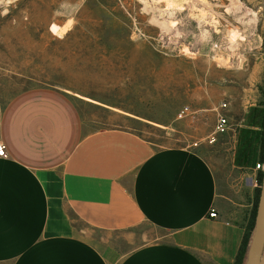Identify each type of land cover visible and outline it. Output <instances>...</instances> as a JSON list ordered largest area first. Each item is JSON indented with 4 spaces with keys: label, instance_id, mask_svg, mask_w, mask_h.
<instances>
[{
    "label": "crops",
    "instance_id": "crops-1",
    "mask_svg": "<svg viewBox=\"0 0 264 264\" xmlns=\"http://www.w3.org/2000/svg\"><path fill=\"white\" fill-rule=\"evenodd\" d=\"M244 58V77L215 63L230 127L198 149L155 144L131 124H167L96 94L0 93V264H233L263 163L264 60Z\"/></svg>",
    "mask_w": 264,
    "mask_h": 264
},
{
    "label": "rangeland",
    "instance_id": "rangeland-1",
    "mask_svg": "<svg viewBox=\"0 0 264 264\" xmlns=\"http://www.w3.org/2000/svg\"><path fill=\"white\" fill-rule=\"evenodd\" d=\"M257 52L264 0H0L4 99L44 85L96 94L167 124H131L157 145L200 148L217 119L215 63L244 77Z\"/></svg>",
    "mask_w": 264,
    "mask_h": 264
},
{
    "label": "water",
    "instance_id": "water-1",
    "mask_svg": "<svg viewBox=\"0 0 264 264\" xmlns=\"http://www.w3.org/2000/svg\"><path fill=\"white\" fill-rule=\"evenodd\" d=\"M253 227L241 264H264V159Z\"/></svg>",
    "mask_w": 264,
    "mask_h": 264
},
{
    "label": "trees",
    "instance_id": "trees-1",
    "mask_svg": "<svg viewBox=\"0 0 264 264\" xmlns=\"http://www.w3.org/2000/svg\"><path fill=\"white\" fill-rule=\"evenodd\" d=\"M262 94H263V104H264V88H263ZM260 157H261L262 160L264 159V131H263V135H262ZM261 178H262V173L260 172L259 176H258V188L256 189L255 201H254V204H253L249 219H248V221L246 223L244 234H243V237H242V240H241V243H240V246H239V249H238V252H237V255L235 257V260H234L233 264H241L242 260H243V256H244L245 249H246V245L248 243L250 232H251L252 227H253V220H254L256 203H257V199H258L259 186L261 184Z\"/></svg>",
    "mask_w": 264,
    "mask_h": 264
},
{
    "label": "built area",
    "instance_id": "built-area-1",
    "mask_svg": "<svg viewBox=\"0 0 264 264\" xmlns=\"http://www.w3.org/2000/svg\"><path fill=\"white\" fill-rule=\"evenodd\" d=\"M226 103H221L220 107H225ZM230 127V123L227 119V117L221 113H218L217 119L214 125L213 131L207 136V142L212 143L216 140L217 136L221 133H224L227 131ZM6 156V148L5 145L0 140V157ZM257 169H263V163L259 162L256 164ZM216 213L213 209H211L209 215L210 216H216Z\"/></svg>",
    "mask_w": 264,
    "mask_h": 264
},
{
    "label": "bare ground",
    "instance_id": "bare-ground-1",
    "mask_svg": "<svg viewBox=\"0 0 264 264\" xmlns=\"http://www.w3.org/2000/svg\"><path fill=\"white\" fill-rule=\"evenodd\" d=\"M235 47H236V46H235L234 44H231V45H230V49H235Z\"/></svg>",
    "mask_w": 264,
    "mask_h": 264
}]
</instances>
